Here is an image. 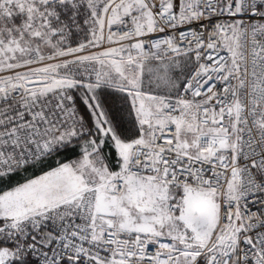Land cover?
I'll list each match as a JSON object with an SVG mask.
<instances>
[{"label": "snow or ice", "instance_id": "snow-or-ice-1", "mask_svg": "<svg viewBox=\"0 0 264 264\" xmlns=\"http://www.w3.org/2000/svg\"><path fill=\"white\" fill-rule=\"evenodd\" d=\"M0 264H264V0H0Z\"/></svg>", "mask_w": 264, "mask_h": 264}, {"label": "rangeland", "instance_id": "rangeland-1", "mask_svg": "<svg viewBox=\"0 0 264 264\" xmlns=\"http://www.w3.org/2000/svg\"><path fill=\"white\" fill-rule=\"evenodd\" d=\"M106 151H108V150L106 149ZM112 161H113V163L115 162V156L114 155L112 156Z\"/></svg>", "mask_w": 264, "mask_h": 264}, {"label": "trees", "instance_id": "trees-1", "mask_svg": "<svg viewBox=\"0 0 264 264\" xmlns=\"http://www.w3.org/2000/svg\"><path fill=\"white\" fill-rule=\"evenodd\" d=\"M81 108H82V110H83V106L81 105ZM113 155H114V153H113Z\"/></svg>", "mask_w": 264, "mask_h": 264}]
</instances>
